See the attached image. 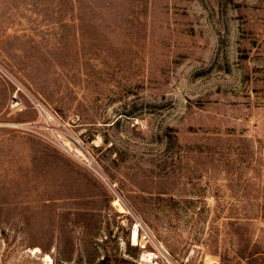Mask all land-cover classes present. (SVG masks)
<instances>
[{
  "label": "rangeland",
  "instance_id": "rangeland-1",
  "mask_svg": "<svg viewBox=\"0 0 264 264\" xmlns=\"http://www.w3.org/2000/svg\"><path fill=\"white\" fill-rule=\"evenodd\" d=\"M0 264H264V0H0Z\"/></svg>",
  "mask_w": 264,
  "mask_h": 264
},
{
  "label": "bare ground",
  "instance_id": "bare-ground-1",
  "mask_svg": "<svg viewBox=\"0 0 264 264\" xmlns=\"http://www.w3.org/2000/svg\"><path fill=\"white\" fill-rule=\"evenodd\" d=\"M118 205H120V204H118ZM132 236H133L134 241L137 242L138 241V230H137V228L134 229Z\"/></svg>",
  "mask_w": 264,
  "mask_h": 264
}]
</instances>
